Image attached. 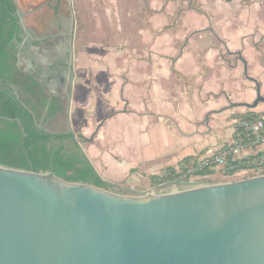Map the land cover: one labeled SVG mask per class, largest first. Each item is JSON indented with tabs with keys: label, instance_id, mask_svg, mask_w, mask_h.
I'll use <instances>...</instances> for the list:
<instances>
[{
	"label": "water",
	"instance_id": "1",
	"mask_svg": "<svg viewBox=\"0 0 264 264\" xmlns=\"http://www.w3.org/2000/svg\"><path fill=\"white\" fill-rule=\"evenodd\" d=\"M56 75L51 87L73 89L76 74L68 64ZM260 104L257 84L254 103L242 106L253 111ZM16 122L23 146L24 128ZM171 187L184 190L154 194ZM0 264H264V175L213 185L169 182L123 196L53 172L0 166Z\"/></svg>",
	"mask_w": 264,
	"mask_h": 264
},
{
	"label": "crops",
	"instance_id": "2",
	"mask_svg": "<svg viewBox=\"0 0 264 264\" xmlns=\"http://www.w3.org/2000/svg\"><path fill=\"white\" fill-rule=\"evenodd\" d=\"M168 1L165 9L169 14L175 2L181 0ZM233 1L220 0V3ZM237 1L243 11H248V19L245 32L234 41L219 35L211 22L206 29L188 31L181 28L189 15L209 18L210 12L206 9L205 13L199 11L202 0H189V11L183 13L181 26L174 31L162 29L166 14L155 15L153 20L150 18L148 27L140 30L143 39L139 44L150 49L152 57L131 58L125 77L119 72L123 68L113 65L109 68L102 63L103 69L95 77L96 91L80 95L74 93L73 87L67 114L58 115L52 122L46 121L43 130L56 135L83 136L86 140L76 139L75 142L101 178L120 188L127 186L124 187L127 191H135L139 184L152 186L151 177L163 174L168 168L179 170L180 163L187 158L215 155L233 142L239 115L264 113V104L253 111L242 106L254 103L257 84L264 95V0ZM213 3L215 7L219 6L217 0ZM17 4H20L19 0ZM182 29L184 32L181 33ZM171 33L177 35L170 36ZM206 34L210 35L208 38H212L213 44L199 48L198 53L193 52L191 68H187L189 51L197 50L195 40L205 38ZM167 36L171 40L165 41ZM152 37L153 44L149 45L148 40ZM187 38L192 41L186 43ZM181 39H184L182 52L177 59L171 60V56L167 57L171 52L163 50L173 48L171 45ZM212 48L218 49L213 63L208 60ZM223 52L231 58L227 59ZM143 54H147L146 50ZM157 68L162 69L161 74L153 73ZM138 69L147 74L135 77ZM231 72L240 74L235 77ZM245 75L247 79H244ZM211 82L216 90L210 88ZM223 99L225 101L218 104ZM195 105H198L196 109ZM92 107L94 113L89 117L85 110L91 112ZM81 120L86 123L75 134ZM59 128H65V131ZM262 152L264 144L248 148L244 158Z\"/></svg>",
	"mask_w": 264,
	"mask_h": 264
},
{
	"label": "rangeland",
	"instance_id": "3",
	"mask_svg": "<svg viewBox=\"0 0 264 264\" xmlns=\"http://www.w3.org/2000/svg\"><path fill=\"white\" fill-rule=\"evenodd\" d=\"M153 1L154 0H71L73 13L77 22L76 38L74 44L76 55L74 61V71L76 74L74 93L76 92L82 95L91 91H96L95 77L97 74H99L100 71H102V63L105 65H109V68L113 66L119 69L123 68L119 72L125 77L127 75V64L131 58L152 57V55H150L149 53L150 49H145L143 44H139V40L143 39V35L140 34V30L148 27L150 18H152L151 20H153L156 18L155 15L162 13H164V15L166 14L164 18H166L167 20L165 21V24H163V30L167 29L169 31H174L181 26L183 13L185 11H189V0H181L178 3L175 2V6H173L174 9L169 14L166 11L165 7L167 2L169 4L170 1ZM213 1L214 0H202L203 6L200 5L198 7L201 13H205L206 10L207 12H210V19L207 16H199L194 14L189 15V17L187 16L184 19L181 28H183L184 30L188 29V31L206 29L211 22L212 27L219 33V35L224 36L227 40L234 41V38L237 39L241 34L245 32V24L248 19V11H243L240 2H238L237 0L229 3H220V0H217V2H219V6L217 7H215ZM153 4L159 6H154ZM151 6L153 8H151ZM239 11V14L234 15V18L228 20L233 14ZM147 14H149V16ZM160 21L162 20L160 19ZM183 29L181 33L184 32ZM169 35L174 36L177 34L171 33ZM206 35L207 36L205 38L195 40L196 43H198V45L195 44L197 50L189 51V62H187L189 67L187 66V68H191L190 63L193 59V52L198 53L201 50L199 48H203L206 45L213 44L212 38H208L210 37V35ZM192 38H187L186 43L192 41ZM168 40H171V38L167 36V38H165V41ZM148 41L149 45L153 44V37ZM183 41L184 39H181L179 41L177 40L175 44L171 45L173 46V48H164L163 52H171L167 57L170 58L171 56V60L177 59L182 52ZM158 49L160 50V48ZM128 50L130 52L126 56ZM145 50L147 54L144 55L143 53ZM123 52L125 54H123ZM217 54L218 49L212 48L208 55L209 62L213 63L217 57ZM224 56L227 59L231 58L226 53H224ZM232 59L237 60L238 57H232ZM155 72L161 74L162 69L157 68L153 71V73ZM146 74L147 71L138 69L135 73V77H140ZM230 74L236 77L240 73L231 72ZM247 74L249 73L247 72ZM218 75H220V77H224V74L222 73H218ZM244 79H247L246 75ZM212 86L213 82L210 83V88H212ZM224 101L225 99H223V101H219L218 104H221ZM197 107L198 105H195V109ZM90 111L91 112H89V110H85V114L89 115V117L94 113L93 107ZM85 121L86 120H81L79 123H77L75 134L79 133L81 125H84V123H86ZM59 129L61 131H65V128ZM221 170L216 171L214 175L206 178V180H201L202 178L192 177L189 182L178 183L192 182L205 185L224 184L253 178L255 176H258L259 174L258 172L254 171H243L233 176H226ZM146 185H137L136 188H134L135 191H127V189H124V187L127 186H124L123 188H119L110 192L123 196H141L143 193L153 191L154 188H158L159 186H161L159 185L153 187L149 184ZM181 190H184V188L178 190L175 187H171L170 189L161 188L158 189L157 192H154V194L163 195Z\"/></svg>",
	"mask_w": 264,
	"mask_h": 264
},
{
	"label": "trees",
	"instance_id": "4",
	"mask_svg": "<svg viewBox=\"0 0 264 264\" xmlns=\"http://www.w3.org/2000/svg\"><path fill=\"white\" fill-rule=\"evenodd\" d=\"M17 10L16 0H0V117L4 118L2 124L5 126L0 128V166L42 174L53 172L65 182L87 184L107 191L119 189L118 185L107 183L101 178L75 142L73 133L52 135L38 128L37 120L42 116L41 109L47 107L51 95L35 75L18 66L20 40ZM14 87H17L21 95H30V98H24L29 108L23 107L17 100ZM62 110L61 100L53 97L45 120ZM250 119H264V113L248 112L238 116L233 141L246 145L247 149L259 146L253 144V138L240 125ZM17 120L21 121L26 135L23 146ZM227 146L216 154L221 153ZM262 157L264 152L239 162L231 156L227 167L218 170L226 176L253 171L254 167L248 165V161ZM197 160L187 158L180 163L179 170L168 168L163 174L151 177V185L156 187L169 182H189L192 177L206 180L218 171L207 166L187 174L189 170L197 167Z\"/></svg>",
	"mask_w": 264,
	"mask_h": 264
},
{
	"label": "flooded vegetation",
	"instance_id": "5",
	"mask_svg": "<svg viewBox=\"0 0 264 264\" xmlns=\"http://www.w3.org/2000/svg\"><path fill=\"white\" fill-rule=\"evenodd\" d=\"M19 2L18 10L24 16L26 27L21 26L22 19L16 12L20 40L18 66L35 75L46 92L51 95L47 107L41 109L42 116L37 120L41 121L43 126L46 121L52 122L58 115L65 116L70 106L69 95L72 88L68 86L65 92L62 86L53 88L51 84L58 81L56 70L60 66L68 64L74 70L76 27L75 30L72 28L74 26L72 20L76 19L71 0H29L28 3L26 0H19ZM49 87L52 88V93L48 91ZM24 94L23 99L30 98ZM53 97L61 100L63 110L45 120ZM33 103H36V100H33Z\"/></svg>",
	"mask_w": 264,
	"mask_h": 264
},
{
	"label": "built area",
	"instance_id": "6",
	"mask_svg": "<svg viewBox=\"0 0 264 264\" xmlns=\"http://www.w3.org/2000/svg\"><path fill=\"white\" fill-rule=\"evenodd\" d=\"M240 125L245 129L248 135L253 138V144L262 145L264 144V119H250L245 120ZM247 150L246 145L241 144L237 141H233L230 143L226 149H224L221 153L213 155L211 157H205L198 159L196 162L195 169H191L187 174H192L194 170L201 169L203 167H210L215 169H224L228 165L229 157H233L234 160H238L239 162H243L244 153ZM264 157L248 161V165L254 167L253 171L258 172L259 175H264ZM233 169V168H232ZM202 185V184H201Z\"/></svg>",
	"mask_w": 264,
	"mask_h": 264
}]
</instances>
